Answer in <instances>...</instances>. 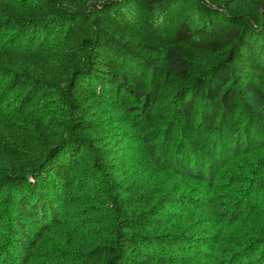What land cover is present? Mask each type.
I'll use <instances>...</instances> for the list:
<instances>
[{"label": "trees", "instance_id": "obj_1", "mask_svg": "<svg viewBox=\"0 0 264 264\" xmlns=\"http://www.w3.org/2000/svg\"><path fill=\"white\" fill-rule=\"evenodd\" d=\"M31 1L21 8L0 0V14L29 28L60 13L59 32L64 30L67 39L62 61H57L69 71L67 88L58 92L75 105V117L73 132L55 137L38 123L33 131L18 124L0 107V140L19 141L30 156L22 164L15 153H2L7 165L0 171L5 196L1 226L11 252L8 264H30L47 238L68 232L62 212L81 161L98 158L114 172L126 171L122 141L110 134V121L132 126L145 143L163 151L172 168L176 153L181 161L193 156L202 167L215 148H227L230 137L243 139L250 148L263 146L255 122L243 117L242 108L249 101L264 109V0H225L242 3L240 16L203 5L200 14L180 17L185 0ZM154 13L153 26L145 29V18ZM19 57L23 54L0 48L1 64ZM13 85L26 87L16 77ZM48 86L33 90L27 104L53 83ZM259 169L257 187L262 190L264 161ZM114 188L134 191L121 183ZM157 195L143 192L126 201L127 207L115 208L114 229L105 244L86 253L87 259L94 264H162L163 253L179 260L186 256L187 243L180 235L155 232L171 224L166 204L155 203Z\"/></svg>", "mask_w": 264, "mask_h": 264}, {"label": "rangeland", "instance_id": "obj_2", "mask_svg": "<svg viewBox=\"0 0 264 264\" xmlns=\"http://www.w3.org/2000/svg\"><path fill=\"white\" fill-rule=\"evenodd\" d=\"M9 1L21 8L32 2ZM203 5L222 8L232 16H240L243 7L238 2L228 5L225 0H185L179 17L184 13L200 14ZM155 17V13L147 15L145 29L153 26ZM48 18L45 24L20 28L6 14H0V48L23 54L12 63H0V107L18 124L33 131L38 123L50 135L59 137L73 132L75 105L62 100L58 92L67 88L69 71L57 61L67 39L64 30L59 32L58 28L62 18L58 11ZM13 77L25 82L26 87L14 89ZM50 83V90L27 104L25 99L33 90L37 93L42 86L50 87ZM242 115L255 122L254 130L264 142V109L248 101ZM111 122L107 124L110 134L122 141L119 152L126 157V171L114 172L100 164L98 158L81 161L67 192L69 206L62 212L68 232H56L47 238L30 264H94L86 253L105 244L115 227V208H125L126 201L149 191L158 194L155 203L166 204L167 220L171 221L155 232L178 234L187 243L186 256L179 260L163 253L162 264H264V187H257L264 144L250 148L243 139L230 137L227 148H215L214 156L207 155L208 162L202 167L197 166L193 156L181 161L176 153L172 168L165 163L163 151L145 143L132 126ZM0 150V171L7 165L6 156H2L5 151L15 153L17 163L24 164L30 158L26 147L9 136L0 140ZM89 167H96L95 171L103 168V172L89 174L85 172ZM116 183L134 191H117ZM4 198L0 194V264H8L11 254L1 226Z\"/></svg>", "mask_w": 264, "mask_h": 264}]
</instances>
